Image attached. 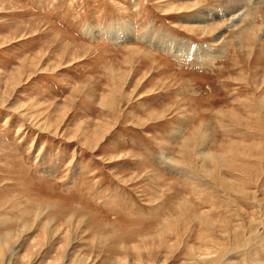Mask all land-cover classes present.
Returning <instances> with one entry per match:
<instances>
[{"label":"rangeland","instance_id":"obj_1","mask_svg":"<svg viewBox=\"0 0 264 264\" xmlns=\"http://www.w3.org/2000/svg\"><path fill=\"white\" fill-rule=\"evenodd\" d=\"M230 6L0 0V264H264V0Z\"/></svg>","mask_w":264,"mask_h":264},{"label":"bare ground","instance_id":"obj_2","mask_svg":"<svg viewBox=\"0 0 264 264\" xmlns=\"http://www.w3.org/2000/svg\"><path fill=\"white\" fill-rule=\"evenodd\" d=\"M248 1H251V0H248ZM240 2H242V0H230V3H231V6L230 7H233L234 8V6H235V8H236V6L238 7L239 6V3ZM199 6V4H198V1L197 2H195V3H193V4H190L189 5V7H176V8H174L175 10H181V8H190V7H192V6ZM233 5V6H232ZM245 5V4H244ZM243 5V6H244ZM194 6V7H195ZM234 8V9H235ZM243 8V7H242ZM238 9V8H237ZM231 10V9H230ZM235 11V10H234ZM166 14V13H165ZM237 14V13H236ZM236 14H230L231 16H229V18H230V20H234V19H236V17H238V16H236ZM240 15V14H239ZM192 29V28H191ZM190 29V30H191ZM214 28H207V29H202L203 30V32L204 31H206V32H211V30H213ZM148 33L146 32V34H145V36L147 35ZM123 36V35H122ZM115 38L114 39H117L116 38V36H114ZM123 37H125V36H123ZM126 38V37H125ZM126 39H128V38H126ZM113 40V39H112ZM124 39H121L119 42H117V41H115V42H117V43H122V41H123ZM129 40V39H128ZM176 44L179 46V47H181V45H180V43L177 41L176 42ZM158 47V46H157ZM159 49H162V50H164L163 48H161V47H158ZM182 48H176V49H174V50H171V53L173 54V56H180L179 54H184V53H186V54H189V55H191V56H193V57H195V58H198V57H201V55H200V49H199V47H194L191 43H190V45L187 47V49H186V51H182L181 50ZM168 50H170V48H167V49H165L164 51H168ZM185 54V55H186ZM262 219H261V222L263 221V223H264V218L263 217H261ZM260 219V218H259ZM210 228V227H209ZM242 239V238H241ZM241 239H239V241L241 240ZM245 239V238H244ZM229 240H230V238H229ZM247 240V239H246ZM234 241V240H233ZM241 242H243V240L241 241ZM244 243V242H243ZM242 243V244H243ZM246 243V242H245ZM216 244V243H215ZM241 244V245H242ZM238 245H240V243L239 244H237V246ZM243 246V245H242ZM214 249V248H213ZM208 250V249H207ZM206 250V251H207ZM210 250H211V248H210ZM209 250V251H210ZM215 250V249H214ZM219 250V249H218ZM217 250V251H218ZM208 252V251H207ZM214 253V252H213ZM208 254V253H207ZM211 254H212V252H211ZM215 254V253H214ZM214 254H212V255H214Z\"/></svg>","mask_w":264,"mask_h":264}]
</instances>
